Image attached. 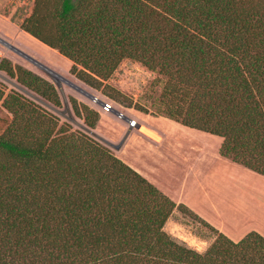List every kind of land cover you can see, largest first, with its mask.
<instances>
[{
    "label": "trees",
    "instance_id": "16d2710c",
    "mask_svg": "<svg viewBox=\"0 0 264 264\" xmlns=\"http://www.w3.org/2000/svg\"><path fill=\"white\" fill-rule=\"evenodd\" d=\"M20 29L80 66L71 74L90 89L123 60L158 70L160 116L222 139V158L264 177V1L34 0ZM0 71L59 104L41 78L5 59ZM113 92L103 95L124 99ZM2 98L0 264H264L259 234L229 240L106 146L18 94ZM74 115L91 131L99 121L86 106ZM175 208L212 234L204 252L164 231Z\"/></svg>",
    "mask_w": 264,
    "mask_h": 264
},
{
    "label": "rangeland",
    "instance_id": "374dc122",
    "mask_svg": "<svg viewBox=\"0 0 264 264\" xmlns=\"http://www.w3.org/2000/svg\"><path fill=\"white\" fill-rule=\"evenodd\" d=\"M33 6L34 0H0V39L58 74L61 90L42 70L2 44L0 60L5 59L12 69H24L51 85L59 104L46 100L0 71L2 99L10 93L18 94L56 117L59 126L67 123L70 133H84L106 146L114 157L155 186L176 207L186 208L229 240L238 242L250 232L264 238V177L222 158L219 154L222 139L160 116L163 108L160 96L167 84L166 77L158 70L151 71L139 63L123 60L108 80H98L97 89L88 88L71 74L72 67L80 71V66H74L20 29V24L32 14ZM66 82L110 104L128 120L135 121V127L130 128L123 117L102 111ZM114 90L124 97L117 100L119 103L103 95H113ZM84 106L99 114L92 131L98 138L118 145L128 133L119 149L108 147L84 131L83 117L74 115L75 108L81 115ZM11 120L12 114L0 102V134L6 131ZM141 127L145 128L144 132H140ZM184 208L174 209L164 231L192 250L204 252L212 241V234Z\"/></svg>",
    "mask_w": 264,
    "mask_h": 264
},
{
    "label": "water",
    "instance_id": "95a60500",
    "mask_svg": "<svg viewBox=\"0 0 264 264\" xmlns=\"http://www.w3.org/2000/svg\"><path fill=\"white\" fill-rule=\"evenodd\" d=\"M0 44H2L3 46H5L6 48H8L9 50H11L12 52L16 53L17 55L21 56L22 58H24L25 60L29 61L30 63H32L34 66H36L37 68H39L40 70H42L48 77H50L52 79V81H54L56 83V86L58 87V89L61 90L60 88V84L57 82L59 75L54 73L52 70H50L49 68L45 67L44 65H42L41 63H39L38 61H36L34 58L30 57L29 55L25 54L24 52H22L21 50H19L18 48L14 47L13 45L5 42L4 40L0 39ZM69 86L73 87L74 89H76L78 92H80L81 94H83L85 97H87L88 99L92 100V101H96V104L99 107L103 106V102L100 101L99 99H97L96 97H94L93 95H90L89 93H87L86 91L77 88L76 86H74L71 83L66 82ZM67 113L70 116L68 107L66 106ZM112 113L118 117H123L122 119L124 121H126L128 124L130 122V120H128L126 117H124L123 115H121V113H119L118 111L114 110L112 111ZM63 116V114H61ZM121 115V116H120ZM69 121H71L72 123H74V120L69 117L68 118ZM131 128V127H130ZM84 131H86L88 134L97 137L91 130L87 129V128H83ZM128 135V133L125 135L124 139L126 138V136ZM98 138V137H97ZM102 143H104L105 145H107L110 148L113 149H119V147L121 146L122 142L124 141V139L118 144V145H113L111 143H108L107 141L98 138Z\"/></svg>",
    "mask_w": 264,
    "mask_h": 264
},
{
    "label": "built area",
    "instance_id": "2783aa9c",
    "mask_svg": "<svg viewBox=\"0 0 264 264\" xmlns=\"http://www.w3.org/2000/svg\"><path fill=\"white\" fill-rule=\"evenodd\" d=\"M93 102L96 103V101H93ZM101 108H102V111H104L106 113H109V112H112L113 111L112 106L110 104H107V103H104ZM128 125H129V127H135L136 123H135V121H130Z\"/></svg>",
    "mask_w": 264,
    "mask_h": 264
},
{
    "label": "bare ground",
    "instance_id": "6f19581e",
    "mask_svg": "<svg viewBox=\"0 0 264 264\" xmlns=\"http://www.w3.org/2000/svg\"><path fill=\"white\" fill-rule=\"evenodd\" d=\"M140 130H141L140 132H144L145 128L141 127Z\"/></svg>",
    "mask_w": 264,
    "mask_h": 264
},
{
    "label": "crops",
    "instance_id": "0c3cea01",
    "mask_svg": "<svg viewBox=\"0 0 264 264\" xmlns=\"http://www.w3.org/2000/svg\"><path fill=\"white\" fill-rule=\"evenodd\" d=\"M186 128V127H185ZM189 129V128H188ZM193 130V129H192ZM197 131V130H196ZM200 132V131H199ZM207 134V133H206ZM210 135V134H209Z\"/></svg>",
    "mask_w": 264,
    "mask_h": 264
}]
</instances>
